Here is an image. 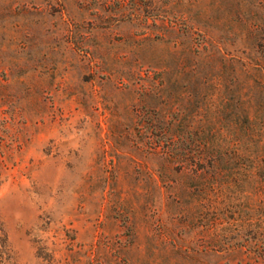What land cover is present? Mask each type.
<instances>
[{
    "label": "rangeland",
    "instance_id": "obj_1",
    "mask_svg": "<svg viewBox=\"0 0 264 264\" xmlns=\"http://www.w3.org/2000/svg\"><path fill=\"white\" fill-rule=\"evenodd\" d=\"M0 264H264V0H0Z\"/></svg>",
    "mask_w": 264,
    "mask_h": 264
},
{
    "label": "trees",
    "instance_id": "obj_2",
    "mask_svg": "<svg viewBox=\"0 0 264 264\" xmlns=\"http://www.w3.org/2000/svg\"><path fill=\"white\" fill-rule=\"evenodd\" d=\"M164 144L165 145L168 144L167 141H165ZM205 144H206V142H205ZM202 159H204V160L206 159L207 162L210 163L209 166H214L215 162L217 160V158L215 156H212V154L207 156V157H203Z\"/></svg>",
    "mask_w": 264,
    "mask_h": 264
}]
</instances>
